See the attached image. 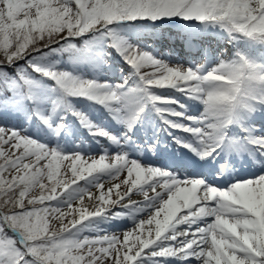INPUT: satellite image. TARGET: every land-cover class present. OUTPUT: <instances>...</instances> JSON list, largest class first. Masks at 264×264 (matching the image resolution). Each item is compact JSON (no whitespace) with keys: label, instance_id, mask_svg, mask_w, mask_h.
Instances as JSON below:
<instances>
[{"label":"snow or ice","instance_id":"6c2138e0","mask_svg":"<svg viewBox=\"0 0 264 264\" xmlns=\"http://www.w3.org/2000/svg\"><path fill=\"white\" fill-rule=\"evenodd\" d=\"M0 264H264V0H0Z\"/></svg>","mask_w":264,"mask_h":264},{"label":"rangeland","instance_id":"374dc122","mask_svg":"<svg viewBox=\"0 0 264 264\" xmlns=\"http://www.w3.org/2000/svg\"><path fill=\"white\" fill-rule=\"evenodd\" d=\"M96 155H98V154H96ZM81 183H82V182H81ZM133 198L136 199V198H138V197L134 196Z\"/></svg>","mask_w":264,"mask_h":264}]
</instances>
